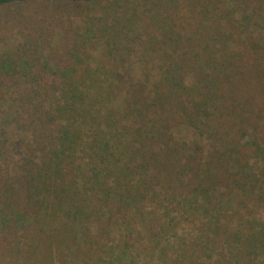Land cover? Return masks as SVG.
I'll return each mask as SVG.
<instances>
[{
  "label": "trees",
  "instance_id": "obj_1",
  "mask_svg": "<svg viewBox=\"0 0 264 264\" xmlns=\"http://www.w3.org/2000/svg\"><path fill=\"white\" fill-rule=\"evenodd\" d=\"M6 256L264 264V0H0Z\"/></svg>",
  "mask_w": 264,
  "mask_h": 264
},
{
  "label": "rangeland",
  "instance_id": "obj_2",
  "mask_svg": "<svg viewBox=\"0 0 264 264\" xmlns=\"http://www.w3.org/2000/svg\"><path fill=\"white\" fill-rule=\"evenodd\" d=\"M177 136L179 138L183 139V138L187 137V133H183V131L179 130V131H177ZM25 261H26L25 259L16 258V257H12V256L0 257V264H25ZM26 262H28V261H26Z\"/></svg>",
  "mask_w": 264,
  "mask_h": 264
}]
</instances>
